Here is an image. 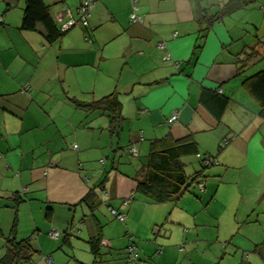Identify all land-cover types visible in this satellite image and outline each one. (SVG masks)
<instances>
[{"label": "crops", "instance_id": "0c3cea01", "mask_svg": "<svg viewBox=\"0 0 264 264\" xmlns=\"http://www.w3.org/2000/svg\"><path fill=\"white\" fill-rule=\"evenodd\" d=\"M92 1L87 27L76 25L50 43L41 26L21 28L24 0H0V244L15 222V239L28 241L33 264H47L46 257L63 264L61 253L71 244L65 231L74 219L77 231L90 221L87 241L99 226L101 244H107L104 256L98 248L96 264H125L128 252L119 251L114 238L105 240L96 217L112 208L125 216L130 233L123 243L138 240V263L131 264H177L167 252L173 246L179 254L186 249L194 264H264V120L242 86L264 69V33L257 32L263 20L255 18L264 13V0L214 23L199 47L190 0ZM228 1L200 5L214 15ZM42 3L57 24L76 18L80 0ZM133 13L140 22L130 21ZM202 88L227 99L219 121L199 103ZM110 94L121 105L116 135L108 132V113L78 105ZM167 135H191L198 153L214 156L218 165L207 168L209 180L201 178L198 196L185 191L171 199L164 233L157 218L169 202L139 195L124 207L122 200L138 195L134 176L148 143ZM124 150L137 164L121 163ZM93 155L106 160L102 167L112 158L104 181L90 177L97 167ZM92 188L100 204L91 213L82 200ZM217 198L222 207L215 210ZM52 231L60 236L50 237ZM150 232L155 238L169 233L159 240L158 257ZM4 253L5 245L0 258ZM88 253L89 261L72 258L92 264L89 247Z\"/></svg>", "mask_w": 264, "mask_h": 264}, {"label": "trees", "instance_id": "16d2710c", "mask_svg": "<svg viewBox=\"0 0 264 264\" xmlns=\"http://www.w3.org/2000/svg\"><path fill=\"white\" fill-rule=\"evenodd\" d=\"M135 1H132V3L134 4ZM190 1L194 9L195 21L199 27L198 43L196 46L199 47L205 39L208 30L214 23L237 10L253 5L256 0H229L214 15H208L206 13V9L202 8L200 5V0ZM24 2L25 8L22 16V29L34 30L36 26L39 25L43 30L45 40L50 43L54 42L66 32L61 31L59 24H56L51 19L42 0H24ZM131 15L130 21L132 23L141 21L140 18L139 21H132ZM87 25L80 26L86 28ZM160 44L157 45V48ZM164 48L160 50H164ZM242 86L257 105L258 115L264 120V69L247 78L242 83ZM199 103L216 119V121H219L228 101L220 96V94H217L215 90L202 88L199 94ZM78 105L86 110H100L103 113H108V132L111 135L117 134V131L120 129V121L122 118L120 114L121 105L116 94H110L93 103H80ZM220 150L221 146L218 147V152ZM189 156H196L199 160V169L190 176L185 173L186 163L183 160V158ZM207 161L209 162L208 164H206ZM100 163L103 164L104 161H100ZM217 165L218 162L214 156L198 153L197 144L191 135H187L178 140H174L167 135L148 143L144 159L142 161L140 160L139 169L136 172V176H134V181L136 183L135 192L149 202L162 204L188 191L194 183L198 189H202L203 181H201V178L203 177V170ZM102 183L103 182H101L98 187H100ZM94 189L95 188L90 189L82 200L91 213L100 204ZM130 196L131 199L129 202L134 198L133 195ZM109 210L114 219L115 214L120 213L112 208H109ZM111 210L114 211L115 214H112ZM99 230L100 228L97 226L96 235L87 241L89 251L94 260L92 264H96L99 259L98 248L101 246V234ZM15 231L16 226L14 222L8 236L5 238V253L0 258V264H33L32 258L35 252L30 248L27 240L15 239ZM59 236L60 234L58 233V237ZM128 242V246L133 245L135 247L131 238ZM139 263L144 264L142 261H139Z\"/></svg>", "mask_w": 264, "mask_h": 264}, {"label": "rangeland", "instance_id": "374dc122", "mask_svg": "<svg viewBox=\"0 0 264 264\" xmlns=\"http://www.w3.org/2000/svg\"><path fill=\"white\" fill-rule=\"evenodd\" d=\"M255 18L257 20H260V21L263 20L262 21L263 24H259L262 27H260V29L257 32H260V34L261 33H264V13L261 12V14L260 15H257V17H255ZM121 152H122V154H121L120 161H121L122 164H127V163L128 164H137L138 161L136 159H133L132 157H130L125 152V150L124 151H121ZM199 153L202 154L200 151H199ZM90 158H91V160H90L91 162L90 163L92 165L95 164L97 166L96 167L95 176L90 175V177H93V178L94 177H96V178L99 177V178H101V181H103L104 179L102 177L112 167V165H111L112 158L110 157L107 160L109 166H108V169L106 171L105 170H102V169L103 168H106L108 164L105 167H102L103 165L100 163V159L102 158V156L99 159L96 158L94 155L93 156H89V159ZM183 160L186 163L185 173L188 176L192 175L193 172H195V171H197L199 169V165H198L199 160H198V158L196 156L185 157V158H183ZM141 161H142V159H141ZM104 162H106V160H104ZM115 162H116V160H115ZM122 166L125 167V165H120V167H122ZM214 167H217V166H214ZM209 168H213V166L212 167H209ZM206 170L207 169L203 170V176H205V180L204 181L209 180L208 177H207V174L208 173L206 174ZM91 184H94V181L91 182L90 185ZM255 185H257V183ZM195 190L197 191V188H196L195 184H193L190 187L189 191H187L184 194V196H194V197L195 196H198V194H196L197 192ZM231 195H232V193H229V194L227 193L225 195V199L227 197H230ZM137 196H139V195H136V196L134 195V200L132 202H136L138 200V197ZM225 199H222V201L223 200L225 201ZM167 202H169V205H165V210H164L165 213L164 214H159V217L157 218V219H161V222L158 224V227H159V229H162L161 231L164 232V233H166V230H167V228L165 226H167L166 224H168V223H164V219L166 217H168V212L169 211L167 209H168V207L171 206V204H173L174 200L173 201L170 200V201H167ZM167 202H165L164 204H166ZM215 202H216V204L214 206L215 210L220 209L222 207V204L220 202V199L217 198L215 200ZM103 205H104V203H103ZM130 205H132V203ZM156 208H159V207H156ZM100 211H101L102 214H98L97 213L96 214V217H97L98 221L100 222L101 227L103 229V232H104V235H105V237H104L105 240L107 241V239L109 237L114 238V241H115L114 244L116 246H118L119 249H121L119 251H122V253H124L126 251V253H127L128 242H127V244L126 243H123V242H124V240L127 239L126 235H124V234L126 232L130 233L129 230H128V228L124 224H122V223L118 222L117 220H115L113 218V216L111 214H109V211H106V209H100ZM77 212H79V211L77 210ZM145 215H146L145 216L146 219H153V214H145ZM61 219L62 218H60V220ZM77 222H78V220L77 219H74L73 220V224L72 225L69 224L70 225L69 226V229L65 231V235L67 234L69 236V241L71 242V244L69 246L70 248L68 247L67 249H63V253H61V255L63 257V264H77L76 261L73 260V258H72L73 256L72 255H74L75 259L80 260V261H89L90 259H92L90 257V255H89V253H88V244H87V239L89 237L88 234H91L93 232V230H91L92 229L91 228L92 227V223L90 221H87V223H86L87 225L85 224L84 226H80L79 229H78V231L81 230L82 233L79 234L78 231H77V229H76L77 228V226H76L77 225ZM62 223H63V221H59V224L60 225ZM71 227L73 228L72 230H71ZM134 227H137V224H135ZM163 227H165V230L164 231H163V229H164ZM55 230H57V231H59L61 233L60 228H57ZM94 231H95V234H96L97 233V229H94ZM62 234H63V232L61 233V236H62ZM168 234L165 236L163 233H161V235L159 234V237H156L155 238L154 237L155 235H154L153 232H150L149 233V235H150V239L149 240H157V242L155 244V248H156L155 250L156 251L153 253V256L155 255V257H158L157 252H159V251L161 252V250H163L164 244L160 243L159 240H162L161 238H163V240L164 239L165 240L166 239L168 240V238H169L168 237ZM175 238H176V236H173L171 241H174ZM133 242H134V244H137L138 243V240L135 239V236L133 238ZM4 245H5V241L0 244V246H2L0 250H3V246ZM101 245L102 246H101V249H100L99 253H101L103 255V254H105L104 252H106L105 245H107V244H106V242H104V244H101ZM172 248H174V251H172ZM167 252L169 254V257H172V259H173L172 260V263L174 261H176V260H177V262H176L177 264H179V263L180 264H194V262L195 263L197 262V261H194V262H190L189 261V259L185 255L186 249H185V252L184 253L179 254L176 251V247L173 246V247H168ZM136 253L138 254L137 249H136ZM102 255L100 256V260L102 258ZM123 256H124V254H123ZM138 256H139V254H138ZM137 259H138V257H137ZM126 260H128V261H126L125 264H131L132 263V262H130V260L128 258H126ZM194 260H197V258H194ZM137 263H138V261H137ZM239 264H241V263H239Z\"/></svg>", "mask_w": 264, "mask_h": 264}, {"label": "built area", "instance_id": "2783aa9c", "mask_svg": "<svg viewBox=\"0 0 264 264\" xmlns=\"http://www.w3.org/2000/svg\"><path fill=\"white\" fill-rule=\"evenodd\" d=\"M132 1H135V0H132ZM94 3L92 2V0H80V3L77 7V11H76V18H69L67 20H65L64 22L60 21L58 22L59 26H60V29L61 31H67L69 30L70 28L76 26V25H81V26H86L87 23H88V18H89V10L93 7ZM131 19L132 21H139V17L137 15H135L134 13L131 15ZM159 49H162L164 48V44H160L158 46ZM164 59H168V57L166 56ZM220 93V92H219ZM176 119V114H174L171 118V121H174ZM72 148L74 150H77V146L76 145H73ZM131 153L132 154H136V150L135 149H131ZM104 160H101V162H103ZM209 162L207 161L206 164H208ZM131 199V196H129V198H125L122 200V205L124 207H127L128 206V203ZM111 213L112 214H115L114 211L111 210ZM124 215L122 213H119V214H115V219L120 222V223H123L124 222ZM50 237L56 239L58 238V232L57 231H52L50 232ZM130 239V238H129ZM182 248L179 247V250H181ZM127 255H128V258L132 261H135L137 260V254H136V251H135V247L133 245H129L127 247ZM46 262L47 264H53V261L50 257H46ZM139 264H143V263H139Z\"/></svg>", "mask_w": 264, "mask_h": 264}]
</instances>
